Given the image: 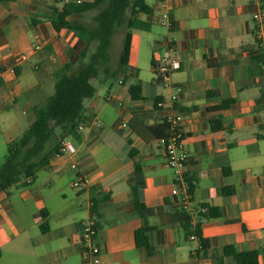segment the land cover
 I'll return each mask as SVG.
<instances>
[{
  "label": "crops",
  "instance_id": "crops-1",
  "mask_svg": "<svg viewBox=\"0 0 264 264\" xmlns=\"http://www.w3.org/2000/svg\"><path fill=\"white\" fill-rule=\"evenodd\" d=\"M144 1L151 13L138 19L149 29L130 31L127 63L118 68L124 30L110 66L116 76L96 78L103 89L95 88L84 102L77 137L64 139L75 154L51 156L30 184L21 179L0 193V264H85L81 234L88 220L96 224L101 264H235L222 254L227 246L256 251L258 264H264V80L254 1L172 0L166 25L159 0ZM63 6L60 0L0 3V123L6 135L18 125L16 106L31 115L30 124L33 109L53 93L55 74L80 63L85 40L67 29L55 31L51 23ZM95 14L69 20L88 24ZM165 55L180 62L167 84L153 71ZM130 87H138V99ZM173 95L183 116L184 176L194 182L187 200L175 191L158 140H145L129 127L136 115L147 127L163 123L156 103L166 109ZM228 100L233 102L222 107ZM5 140L7 147L15 141ZM79 176L83 182L75 189ZM136 202L156 214L139 216ZM201 206L218 208L221 216L202 221L210 247L193 256L197 243L186 239L183 226H194ZM139 229L148 249L136 245Z\"/></svg>",
  "mask_w": 264,
  "mask_h": 264
},
{
  "label": "trees",
  "instance_id": "trees-1",
  "mask_svg": "<svg viewBox=\"0 0 264 264\" xmlns=\"http://www.w3.org/2000/svg\"><path fill=\"white\" fill-rule=\"evenodd\" d=\"M14 0H0V3ZM97 10L92 18V24L69 20L75 15ZM151 9L144 0H91L90 2L66 4L62 10L56 12L51 23L55 31L67 29L76 33L85 40V46L80 52V63L76 69L65 65L55 74L54 91L43 106L33 109L34 119L29 124L21 137L8 144L7 154L0 166V191L7 189L21 179L34 177L35 174L49 165L51 156H56L60 143L66 138H76L77 122L84 111V102L92 99L96 94L95 87L91 84L101 73L106 76H116L118 70L110 67L111 40L117 29L126 30L122 42V50L118 56L117 67L127 63L131 32L133 30H148L149 25L138 19L139 14H149ZM138 87H130L133 99ZM233 101H225L222 107H228ZM141 119L136 115L129 127L143 139H160L168 134V126L161 123L157 126L147 127L141 124ZM227 173L228 170L226 169ZM188 194L194 191V182L190 179ZM229 190H224V193ZM139 216L155 215L157 209L147 208L141 202L135 204ZM197 219L194 226L186 222L183 226L186 239L194 235L201 247L198 254L205 253L210 243L202 238L201 223L221 216L218 208L201 206L196 210ZM47 228L42 227V231ZM138 247L148 249L149 243L145 232L139 229L135 233ZM222 254L230 257L235 264H258L256 251L238 252L234 247L227 246L222 249Z\"/></svg>",
  "mask_w": 264,
  "mask_h": 264
},
{
  "label": "built area",
  "instance_id": "built-area-1",
  "mask_svg": "<svg viewBox=\"0 0 264 264\" xmlns=\"http://www.w3.org/2000/svg\"><path fill=\"white\" fill-rule=\"evenodd\" d=\"M172 0H159V8L161 10L160 18L162 25H166L169 22L170 3ZM255 4V12L252 15V19L256 24L255 41L257 44L256 55L258 56L260 79L264 80V0H253ZM64 5L76 4L79 5L82 2L80 0H60ZM38 49V48H35ZM172 51V48H169ZM180 69V62L178 58L171 55H165L161 58H157L153 65V71L156 77L161 79L165 84L169 82V76L172 72ZM176 92L179 93L180 89L177 88ZM177 96L173 95L170 99L171 106L163 109V105L160 102L156 103V108L161 111L163 122L168 126L167 136L158 139V143L162 146L166 165L173 170L175 175L176 193L185 197H188V184L185 179V166L187 161V153L183 147L184 132L182 128L183 116L178 112L173 104L176 102ZM80 129V127H79ZM74 145L67 140H63L58 148L56 156H72L75 154ZM72 169H76V166L71 165ZM32 177L25 178L24 183L30 184ZM83 182V178L79 176L76 181L73 182L72 187L78 189ZM12 186V185H11ZM9 188V187H8ZM7 188V189H8ZM2 190L0 193H5L7 190ZM1 203V202H0ZM97 236L96 224L92 220H88L82 225L81 240L86 250V263L85 264H101V256L99 247L95 241ZM191 242H196L197 247L193 250L192 255L195 256L201 249L196 236L191 235L188 237Z\"/></svg>",
  "mask_w": 264,
  "mask_h": 264
},
{
  "label": "rangeland",
  "instance_id": "rangeland-1",
  "mask_svg": "<svg viewBox=\"0 0 264 264\" xmlns=\"http://www.w3.org/2000/svg\"><path fill=\"white\" fill-rule=\"evenodd\" d=\"M94 14L97 12V10H93ZM92 20L91 18L88 20V24H92ZM124 36V29H119L118 33H116V35L114 36V38L112 39V43H111V47H110V66H112L113 61L116 62L117 60V55H118V50H119V46L121 44V39ZM113 63V66L116 63ZM33 63V61H29V63H27V66L31 65ZM91 84L96 88V89H103V85L99 84L98 79H92L91 80ZM52 94V93H51ZM49 94V95H51ZM33 112V111H32ZM31 115L28 116H23L22 115V110L20 108V105L16 106V112L13 113V119L15 121H17L18 125H13V126H9V133L6 135V131L4 128H7V126H3V122L0 123V128H3V132L0 134V166L2 165V163L4 162L5 156L7 154V145H6V138L10 137L12 140H17L21 137L22 133H24V131L27 129L28 127V123H29V118Z\"/></svg>",
  "mask_w": 264,
  "mask_h": 264
}]
</instances>
